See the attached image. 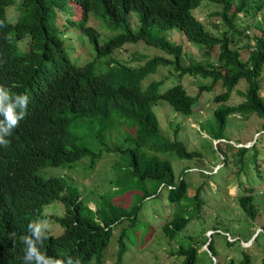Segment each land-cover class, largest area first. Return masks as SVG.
I'll use <instances>...</instances> for the list:
<instances>
[{
	"label": "trees",
	"instance_id": "trees-1",
	"mask_svg": "<svg viewBox=\"0 0 264 264\" xmlns=\"http://www.w3.org/2000/svg\"><path fill=\"white\" fill-rule=\"evenodd\" d=\"M70 1L75 3L80 15L67 20L78 25L95 51L94 56L81 61L72 60L70 53L75 43L68 42L70 37L65 33L68 28L66 25L61 28L59 23V11L69 13L72 9ZM202 1L0 0V84L14 93L29 96L28 113L8 137L9 146H0V264H24L26 246L21 237L30 235L29 224L44 220L49 223L48 232H52L44 240L49 243L45 255H70L74 260L78 258L80 264H101L113 226L125 219H129L128 225H133L141 199L162 193L163 188L167 189L168 200L176 205L172 219L163 228L177 233L191 214L198 212L200 197L199 192L187 194L191 184L189 171L181 169L175 180L172 159L174 154L192 158L197 152L188 150L182 140H170L160 131L154 105L167 102L175 111L193 114L201 90L211 89L216 81L221 82L223 90L215 95V101H224L239 79L245 78L247 86L241 92L243 99L231 104L220 102L208 115L197 117L199 130H205L219 142L232 143L237 155L231 161L239 164L237 171L255 161L258 174H262L256 158L260 151L257 138L250 146L253 150L246 153L248 146L228 141L225 127L230 114L249 116L256 113L263 119L260 130L264 134V93L260 94V75L264 68V12L255 24L259 33L252 35L253 42L247 39L242 43L245 57L241 55V46L233 45L234 33L242 32L237 28L240 24L237 13L241 10L247 13L251 4L258 10L264 0H236L230 14L232 0H212L222 3V10L216 12L221 20L217 31L206 27L197 17L195 8ZM91 14L114 32L100 39L98 29L87 23ZM132 14L136 17L135 25H131ZM171 28L182 31L188 41L196 44L197 56L189 54L188 64L182 63V44L166 36V30ZM137 40L171 56L155 54L133 66L113 55L115 48ZM215 48L216 52L212 53ZM167 64L174 69L172 79L168 76V81L153 79L143 84V79L159 65ZM186 73L200 79L196 94L188 93L180 81ZM115 131H121L120 136L111 144L113 139L109 133ZM110 150L117 156L108 167V172L112 170V174H108L109 186L117 177L114 191L136 187L142 192L139 198L132 197L129 206L119 205L107 193L96 197V203L84 195L88 186L84 180L92 174L86 159L93 166ZM222 155L223 163H227L224 150ZM61 169L83 171V184L75 182L69 172L61 173ZM216 173L206 175L211 177ZM147 179L154 181V191L141 188L140 183ZM90 192L99 193V190L91 188ZM239 201L243 210L254 218L259 207L253 195L242 196ZM90 202H94L95 207ZM182 203L186 209H182ZM249 223L253 230L255 223ZM213 229L229 231L233 237L238 235V239H226L228 244L242 237L240 232L231 229V224H215ZM260 235H264V222L253 242ZM189 237L191 240L182 244L180 250L184 254L183 264L253 262L245 249L238 257H221L211 235L206 240L210 255L199 263L197 248L200 243L197 240L196 244V239ZM117 242L126 248L122 233ZM253 242L252 246L258 245ZM261 262L264 264V252ZM113 263L121 264V257H115Z\"/></svg>",
	"mask_w": 264,
	"mask_h": 264
},
{
	"label": "rangeland",
	"instance_id": "rangeland-1",
	"mask_svg": "<svg viewBox=\"0 0 264 264\" xmlns=\"http://www.w3.org/2000/svg\"><path fill=\"white\" fill-rule=\"evenodd\" d=\"M234 1L236 0H232V5L228 12L229 14L234 9ZM74 5L69 13L59 11L61 15L59 23L61 28L65 25L66 29L68 28L67 30L65 29V33L70 37L68 42L75 43V47L72 48V46H69L70 49L72 48L70 53L72 60L75 61L79 59V61H81L90 58L91 55L94 56L95 51L92 42L88 40V37L79 27L76 24L69 23L67 20V18L75 19L80 15V12ZM254 6V4L249 5L247 7V13H244L243 10L237 13L239 15L237 21L240 22L237 28L243 33H234L236 41L233 45L241 46V55L243 57L246 55V49L242 43L247 39L253 42L252 35L259 33L255 24L264 12V1L262 7L258 10H256ZM221 10L222 3L212 0H203L200 5L195 8V13L197 17L205 23L206 27L210 28L212 31H217L220 29L219 23H221V20L216 12ZM253 14H255V16H253ZM89 19L90 25L98 29L100 39H105L109 33L114 32L92 14ZM130 20L131 25H135L136 17L134 14L131 15ZM244 33L249 34L250 37H246ZM166 36L170 40L182 44L184 53L182 55L183 64H188L191 61L189 54H193L195 57L197 56L198 51L195 47L196 44L188 41L182 31L171 28L166 30ZM216 50L215 48L212 53H215ZM112 52L119 61L133 66L143 63L149 56L155 54H162L168 57L171 56L158 47L147 44L142 40L125 42ZM209 56H211V54H209ZM173 71L174 69L169 64L159 65L155 72L143 79V84L145 85L153 79H161V81H164L168 79V76H171L169 78L172 79ZM260 77V94H263L264 68ZM199 80L198 77H194V75L188 73L183 74L180 78V81L190 94H196L198 92L197 86L200 82ZM204 80L206 81L208 79ZM246 86V79L240 78L231 90L228 99L224 101H215V95L223 90L221 82L216 81L211 89L201 90L198 97V105L195 107L196 112L189 115L173 110L167 102H159L154 105V110L158 115L160 131L170 140L176 138L182 140L188 150L197 152V155L192 158L178 157L174 154L172 162L175 170V180L178 179L181 169L184 168L186 171H189V180L191 184L187 187V194L199 192V209L196 214H194V212L191 214V218L183 223L177 233H171L169 230L163 228V225L168 220L172 219L171 216L176 208V205L170 202L166 196L167 189L163 188L162 193L156 195L151 194L150 196L142 198L140 201L141 208L137 217L132 221L133 225H128L127 220L129 219H125L123 222L114 226L109 244L103 252L104 258L106 259L104 264H114L113 261L116 256L118 243L117 237L121 230H123L126 241L123 264H183L184 254H182L180 250L182 244H186L188 240H191L189 236L196 239L195 243L197 240V243H200L197 248V261L201 263V261H205V257L210 255V252L205 249L206 244L203 242L207 240V234H211L208 230L209 227H213L215 224L221 226L231 224V229L233 231L235 230V232H240L242 235L239 240H236L232 244H228L226 241L227 238L231 240L235 237L237 238L238 235L236 234L234 237H230L225 233L224 235H226V238L221 232H212L211 235L214 239V245L218 251H220L221 257H225L226 259L238 257L242 255L240 254L241 250L245 249L248 250L252 257V264H260L257 255L264 252V235H260L257 241L253 242V233L260 230L261 223L264 222V152L263 154L261 153V151L264 150V134H262L263 131L260 130L263 119L256 113L250 114L249 116H240L239 113H233L229 115L225 127V134L227 138H229L228 141L234 142L237 146H248V148H246V153L253 150L250 146L257 138L256 145L260 151H258L256 158H258V164L260 161L259 168H261L262 173L260 176L257 174L258 169L255 161L253 164L249 163L244 169L241 168L240 171H237L240 167L239 164L231 161L237 155L236 149L232 143L219 142V139H212L205 130H199L197 119L200 115H208L210 110L213 109L212 107L220 102L231 104L241 101V99H243L241 92L245 90ZM178 120L181 121V124H178ZM120 132L121 131H115L109 133L113 139L111 144L116 142L114 139L120 136ZM221 139L222 141H226L223 138ZM218 146L220 147L219 149H217ZM223 150L228 158L227 163H223ZM116 156L117 154L115 151L110 150L107 156L102 159L98 158L93 166H90V160L86 159V165L92 172L91 176L84 180L88 182V186H86L84 190V195L87 196L86 199L93 200L96 203V197L99 198L101 193H107L111 194L114 197V201L119 205L129 206L130 203H132V197L139 198L141 196L142 192H139V189L136 187L132 189L128 188L125 191H114V189L117 188L115 185L117 177L113 178L112 186H109L108 174H112V170L109 169L108 172V167ZM246 157L245 155V158ZM248 158L250 160L251 157ZM201 167L206 169L205 172L217 173L211 177H207L206 174L202 175L199 173V168ZM209 167L212 170H209ZM67 172L72 175L75 182L79 181L83 184V171L79 173L73 172L72 170L66 171L61 169V173L65 174ZM140 185L143 189L151 191L155 189V183L152 180H144ZM248 187L251 188L250 191L247 189ZM91 188H97L99 193H91ZM238 190L241 194L252 193L253 200L259 207L254 218L246 213L237 203L236 194ZM189 202L192 203L193 201L190 200ZM90 204L94 207L93 202H90ZM182 209H186L184 204ZM250 221L255 223V225L252 226L254 231L251 230ZM251 240L253 243L258 242V245L252 246V242L250 243Z\"/></svg>",
	"mask_w": 264,
	"mask_h": 264
},
{
	"label": "clouds",
	"instance_id": "clouds-1",
	"mask_svg": "<svg viewBox=\"0 0 264 264\" xmlns=\"http://www.w3.org/2000/svg\"><path fill=\"white\" fill-rule=\"evenodd\" d=\"M88 23H89V21H88ZM89 24H91V23H89ZM99 37H100V35H99ZM28 105H29V96L27 94L14 93V92H12V90L10 88L6 87L3 84H0V146H3L4 148H7L9 146L8 137L11 136L14 129L17 128L19 126L20 122L25 118L26 114L28 113V111H27ZM205 170H203L202 168H199V171H203L204 173L207 174L208 172H205ZM258 173L259 172H257V174ZM168 187H171V185L168 184ZM247 189L250 191L251 188L248 187ZM247 194H252V193L249 192ZM247 194L246 193L241 194L239 192V190L236 194L237 203L239 204V206L241 208H242V206L240 204L239 199L242 196H245ZM153 195H155V194H153ZM188 195H190V194H188ZM94 207H95V204H94ZM20 223H21V221L19 219L18 225ZM28 227H29L30 235H26V236L21 237L23 244L26 246L24 249L25 254L23 257L24 264H80V260L78 258H76L74 260L73 257L70 255H67V256H47V255H45V253L48 252L47 247H49V243H44V240L47 238L48 233L49 234L52 233V232H48L50 226H49V223L47 220H44L42 222H36V223L29 224ZM113 229H114V226H113ZM208 230L211 232V234H212V232L215 231L216 233H218V232H221L223 234L227 233V236L231 237L229 231H222L220 229H213V227H209ZM257 232L258 231L253 233V235L255 236ZM112 233H113V230H112ZM121 233H122V235H124L123 230L120 231L119 235ZM211 234H207L208 235L207 239L210 238ZM119 235H118V237H119ZM235 238H233V239H235ZM109 241H110V239H109ZM109 241H108V244H109ZM207 242L208 241L203 242L204 244H206V247H205L206 250H208ZM251 242H252V240L250 241V243ZM42 245H43V247L40 251V246H42ZM125 245H126V243H125ZM125 251H126V248L123 249L122 246L120 245V243L118 242L115 257H119V256L121 257V264H123V255H124ZM262 255H263V253L257 255V258L260 261L259 262L260 264H263L261 262V256ZM212 258H213V260L216 259L214 256ZM105 261H106V259L104 258V254H103V260H102L101 264H104ZM90 264H96V263H90Z\"/></svg>",
	"mask_w": 264,
	"mask_h": 264
}]
</instances>
